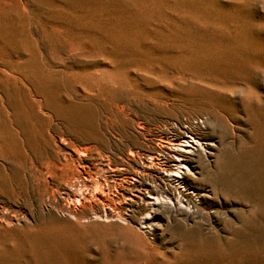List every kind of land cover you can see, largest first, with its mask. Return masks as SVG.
Wrapping results in <instances>:
<instances>
[{
	"label": "rangeland",
	"instance_id": "obj_1",
	"mask_svg": "<svg viewBox=\"0 0 264 264\" xmlns=\"http://www.w3.org/2000/svg\"><path fill=\"white\" fill-rule=\"evenodd\" d=\"M0 98L6 134L34 143L51 126L128 176L114 221L94 219L93 199L22 202L27 223L0 225V264H264V0H0ZM186 132L212 148L190 157L182 194L155 170L132 181ZM19 176L1 171L0 187ZM141 183L184 207L143 231L123 201Z\"/></svg>",
	"mask_w": 264,
	"mask_h": 264
},
{
	"label": "bare ground",
	"instance_id": "obj_2",
	"mask_svg": "<svg viewBox=\"0 0 264 264\" xmlns=\"http://www.w3.org/2000/svg\"><path fill=\"white\" fill-rule=\"evenodd\" d=\"M32 101L40 114L47 115L48 108L42 99L33 98ZM0 104L9 105L4 98H0ZM8 109L4 108L7 113ZM10 126L11 136L0 130V172L9 170L14 173L17 169L20 176L19 179L9 180L7 190L0 187V201H3L0 225L15 227L27 223L28 216L20 206L22 202H31L32 206L41 211H63L72 203L93 199L103 204L102 208L97 206L94 209V219L114 221L119 217L120 212L115 210L113 204L115 206L114 202L124 196L119 185L128 176L124 173L126 168L117 157L110 156L101 146L81 141L71 142L62 131L52 129L51 126L36 129L33 133L34 143H30L27 135H23L17 126ZM158 148L163 161L147 160L131 175V179L140 184L143 176L155 170L163 181L173 185L174 196L175 193L182 194L181 191H185L183 182L191 172L188 163L190 157L200 152L209 154L212 144L200 142L186 132L174 142ZM93 149L96 150L95 154H91ZM135 153H138L136 144L130 147L129 154ZM123 201L140 208L143 216L137 224L143 231L155 227L154 220L160 209L166 206L173 210L184 207L179 197L172 202L170 198L160 196L156 188L143 183Z\"/></svg>",
	"mask_w": 264,
	"mask_h": 264
}]
</instances>
